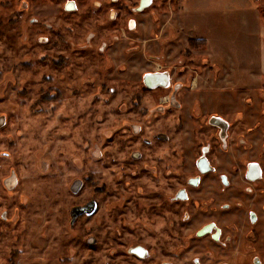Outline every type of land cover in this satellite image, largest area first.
Returning a JSON list of instances; mask_svg holds the SVG:
<instances>
[{
  "label": "rangeland",
  "instance_id": "rangeland-1",
  "mask_svg": "<svg viewBox=\"0 0 264 264\" xmlns=\"http://www.w3.org/2000/svg\"><path fill=\"white\" fill-rule=\"evenodd\" d=\"M64 1L0 0V211L17 214L12 223L0 220V264H128L111 250L138 232L121 227L120 218L152 216L159 226L160 215L135 207L137 186L167 185L168 151L176 145L156 137L175 121V111L160 107L168 89L140 85L157 65L182 82L184 106L201 98L203 108L241 111L242 123L254 124L253 150L263 153L255 31L258 21L264 48V0H153L141 13L129 11L136 0H76L69 13ZM201 37L205 46L193 49L190 41ZM214 91L221 102H209ZM9 166L18 175L11 191L1 183ZM76 179L83 185L72 194ZM91 195L96 214L70 228L69 208ZM88 237L96 238L91 246Z\"/></svg>",
  "mask_w": 264,
  "mask_h": 264
},
{
  "label": "flooded vegetation",
  "instance_id": "flooded-vegetation-1",
  "mask_svg": "<svg viewBox=\"0 0 264 264\" xmlns=\"http://www.w3.org/2000/svg\"><path fill=\"white\" fill-rule=\"evenodd\" d=\"M141 1H148V4L138 9ZM152 2L136 0L129 11L141 13ZM76 9V0H65L62 5L65 13ZM132 23L133 20L128 19V29L132 28ZM145 74L158 78L148 85L144 81ZM139 80L147 91L168 89L160 107L165 104L168 112L175 111V121L168 135L159 132L156 137L167 139L168 144L176 142V145L168 151L165 188L136 187L135 207L144 210L146 216L160 215L159 226L152 216L145 220L135 217L133 221L120 218L121 227L130 226L138 236L126 245L123 243L128 239L124 237L122 247L113 248L112 253L125 256L128 264H264V145H261L263 153L253 150L254 124L242 123L244 115L237 109L227 115L228 111L223 112L220 104L217 109L203 108L201 98H193L189 106H184L185 93L180 95L182 82H172L169 71L159 65L144 72ZM217 93L213 92L214 101L212 98L209 102H221ZM57 94L47 93L42 97L53 98ZM171 129L181 133L179 139L172 136ZM134 157H141V154L135 153ZM38 166L43 168L42 159ZM90 177L86 175L84 180ZM1 183L8 191L16 188L15 167L9 166ZM82 185V179L74 180L70 185L72 194H77ZM101 188L94 190L97 192ZM121 200L124 201V196ZM119 202L116 209L123 207L124 202L120 205ZM97 210L98 201L92 195L84 203L72 205L68 211L69 227L73 228L81 217L94 216ZM16 218V213L9 214L6 209L0 211L2 221L12 223ZM140 231L151 239L143 240ZM116 235L123 237L118 229ZM95 241V237L86 238L88 246Z\"/></svg>",
  "mask_w": 264,
  "mask_h": 264
},
{
  "label": "crops",
  "instance_id": "crops-1",
  "mask_svg": "<svg viewBox=\"0 0 264 264\" xmlns=\"http://www.w3.org/2000/svg\"><path fill=\"white\" fill-rule=\"evenodd\" d=\"M244 16H246V14H244V12H243V14H242V18H244ZM246 18V17H245ZM257 20H258V15H257ZM259 24H258V21H257V30L255 31V33L257 34V39H259V41H260V48H259V51H258V58H257V60H258V69H259V71H260V74L259 75H264V48H263V43H262V37H261V35L263 34H261V35H259L261 32H260V29H259ZM252 32H254L253 30H252ZM202 38V37H201ZM203 39H204V37H203ZM205 40V39H204Z\"/></svg>",
  "mask_w": 264,
  "mask_h": 264
},
{
  "label": "water",
  "instance_id": "water-1",
  "mask_svg": "<svg viewBox=\"0 0 264 264\" xmlns=\"http://www.w3.org/2000/svg\"><path fill=\"white\" fill-rule=\"evenodd\" d=\"M148 4V1H141L140 6L138 7V9H141L142 7L146 6ZM158 78V76H154L153 74H145L144 76V81L146 82V84L150 85V81L152 80H156Z\"/></svg>",
  "mask_w": 264,
  "mask_h": 264
},
{
  "label": "trees",
  "instance_id": "trees-1",
  "mask_svg": "<svg viewBox=\"0 0 264 264\" xmlns=\"http://www.w3.org/2000/svg\"><path fill=\"white\" fill-rule=\"evenodd\" d=\"M196 40V39H195ZM195 40H191L190 41V45H191V47H196L197 48V46L198 45H204L205 44V41H204V39H197L196 41Z\"/></svg>",
  "mask_w": 264,
  "mask_h": 264
}]
</instances>
